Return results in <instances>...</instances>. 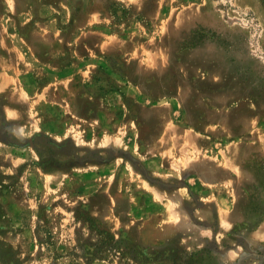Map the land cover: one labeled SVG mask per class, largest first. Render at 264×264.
<instances>
[{
    "label": "rangeland",
    "instance_id": "1",
    "mask_svg": "<svg viewBox=\"0 0 264 264\" xmlns=\"http://www.w3.org/2000/svg\"><path fill=\"white\" fill-rule=\"evenodd\" d=\"M0 264H264V0H0Z\"/></svg>",
    "mask_w": 264,
    "mask_h": 264
},
{
    "label": "trees",
    "instance_id": "2",
    "mask_svg": "<svg viewBox=\"0 0 264 264\" xmlns=\"http://www.w3.org/2000/svg\"><path fill=\"white\" fill-rule=\"evenodd\" d=\"M196 34V33H195ZM194 40L196 41V38H194ZM193 45H196V43H194Z\"/></svg>",
    "mask_w": 264,
    "mask_h": 264
}]
</instances>
